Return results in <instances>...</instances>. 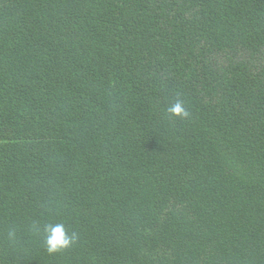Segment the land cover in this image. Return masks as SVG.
<instances>
[{"label":"trees","instance_id":"obj_1","mask_svg":"<svg viewBox=\"0 0 264 264\" xmlns=\"http://www.w3.org/2000/svg\"><path fill=\"white\" fill-rule=\"evenodd\" d=\"M0 264H264V0H0Z\"/></svg>","mask_w":264,"mask_h":264},{"label":"clouds","instance_id":"obj_2","mask_svg":"<svg viewBox=\"0 0 264 264\" xmlns=\"http://www.w3.org/2000/svg\"><path fill=\"white\" fill-rule=\"evenodd\" d=\"M167 111L181 119L190 117V112L182 100H176L170 104ZM8 237L14 239L15 231L10 230ZM43 238L47 252L54 254L72 247L77 242L78 236L75 232L69 234L63 223H48L43 226Z\"/></svg>","mask_w":264,"mask_h":264}]
</instances>
